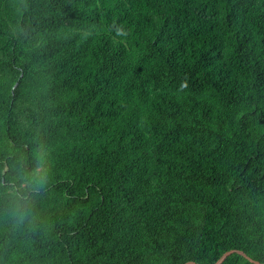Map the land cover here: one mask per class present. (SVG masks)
I'll use <instances>...</instances> for the list:
<instances>
[{"label":"trees","instance_id":"obj_1","mask_svg":"<svg viewBox=\"0 0 264 264\" xmlns=\"http://www.w3.org/2000/svg\"><path fill=\"white\" fill-rule=\"evenodd\" d=\"M0 264H264V0H0Z\"/></svg>","mask_w":264,"mask_h":264}]
</instances>
